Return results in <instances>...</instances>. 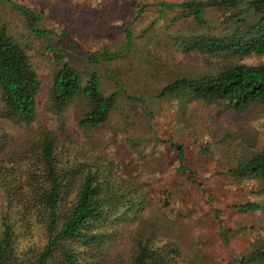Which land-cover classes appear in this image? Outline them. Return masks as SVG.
Instances as JSON below:
<instances>
[{"label": "rangeland", "instance_id": "374dc122", "mask_svg": "<svg viewBox=\"0 0 264 264\" xmlns=\"http://www.w3.org/2000/svg\"><path fill=\"white\" fill-rule=\"evenodd\" d=\"M13 1L43 12L40 25L54 33L36 35L10 2H0V28L6 26L25 46L42 79L36 120L30 125L8 123L9 130L25 138L43 124L58 128V115L49 110L53 106L49 89L60 62L52 48H58L84 81L95 66L102 90L120 93L109 120L100 126H79L85 107L80 99L68 106L63 118L78 153L92 166L111 171L127 192H136L143 199L138 212L117 226L119 232L132 225L125 233L155 234L161 242L177 245L182 259L198 256L204 264H226L264 240V211L242 212L234 207L248 201L263 203L264 180L230 172L253 151L264 149V104L255 103L238 112L225 102L192 100L186 92L157 96L177 77L214 73L231 63H264V54L211 55L186 51L177 44L186 36L223 31L225 10L210 7L200 22L180 10L162 14L158 7L148 6L135 20L136 2L156 0ZM128 24H132L134 42L124 48ZM103 50L123 52L104 59L98 56ZM90 57L97 59L91 61ZM113 71L121 78L120 86L112 78ZM125 91L142 95L144 102L128 100ZM174 142L183 146L190 171H178ZM3 193L0 185V196ZM36 216L30 222L25 218L15 221L18 238L26 230L32 233L20 236L22 256L28 247L41 242ZM125 242L123 250L128 257L132 254L131 238L126 236Z\"/></svg>", "mask_w": 264, "mask_h": 264}, {"label": "trees", "instance_id": "16d2710c", "mask_svg": "<svg viewBox=\"0 0 264 264\" xmlns=\"http://www.w3.org/2000/svg\"><path fill=\"white\" fill-rule=\"evenodd\" d=\"M0 2H10L36 35L46 37L54 33L40 25L43 12L13 0ZM148 6L158 7L162 14L164 10H180L200 22L210 7L225 10L227 25L223 31L186 36L177 41L183 50L236 57L264 54V0L136 2L135 20ZM131 27L132 24L126 26L124 48L134 42ZM52 50L60 62L49 89L53 105L49 110L58 115V128L43 124L20 138L6 125H30L36 120L42 79L25 46L9 34L6 26L0 28V185L4 189V196H0V264H204L198 256L182 259L183 252L177 245L161 242L155 234L143 237L139 233H125L132 225L122 232L117 230L118 225L138 212L143 199L136 192H127L122 180L111 171L92 166L78 153L63 118L68 106L80 99L85 107L79 126L82 129L100 126L109 120L120 93L102 90L101 75L95 66L84 81L60 49ZM122 52L103 50L98 56L113 59ZM97 57L89 60L96 61ZM111 75L120 86L119 75L114 71ZM184 92L192 100L225 102L238 112L255 103L264 104V63H231L214 73L177 77L164 85L157 96ZM124 93L128 100L144 102L142 95ZM173 148L178 171H190L183 146L174 142ZM230 172L241 178L258 176L264 180V149L253 151ZM234 207L242 212L264 211V202L248 201ZM34 214L42 239L39 245L28 247L22 256L18 247L20 236L32 233L26 230L18 238L15 221L25 218L30 222ZM126 236L131 238L132 246L128 257L123 250ZM226 264H264V240L249 253Z\"/></svg>", "mask_w": 264, "mask_h": 264}]
</instances>
